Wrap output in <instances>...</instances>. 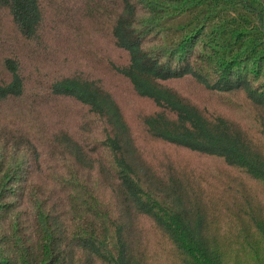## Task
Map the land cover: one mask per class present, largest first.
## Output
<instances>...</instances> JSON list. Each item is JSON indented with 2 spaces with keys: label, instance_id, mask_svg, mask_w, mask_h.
<instances>
[{
  "label": "trees",
  "instance_id": "16d2710c",
  "mask_svg": "<svg viewBox=\"0 0 264 264\" xmlns=\"http://www.w3.org/2000/svg\"><path fill=\"white\" fill-rule=\"evenodd\" d=\"M0 264H264V0H0Z\"/></svg>",
  "mask_w": 264,
  "mask_h": 264
},
{
  "label": "rangeland",
  "instance_id": "374dc122",
  "mask_svg": "<svg viewBox=\"0 0 264 264\" xmlns=\"http://www.w3.org/2000/svg\"><path fill=\"white\" fill-rule=\"evenodd\" d=\"M118 92L119 93H123V94H125V91L123 90V88H122V86L119 84L118 85ZM150 104L147 102V101H145V100H143L142 102H138L137 103V106L140 108L141 106H144V107H146V106H149Z\"/></svg>",
  "mask_w": 264,
  "mask_h": 264
}]
</instances>
